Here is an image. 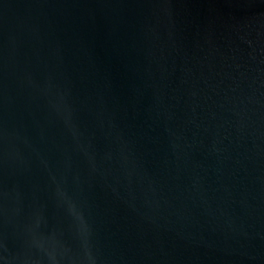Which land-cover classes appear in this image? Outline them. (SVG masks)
Masks as SVG:
<instances>
[{"label": "water", "instance_id": "1", "mask_svg": "<svg viewBox=\"0 0 264 264\" xmlns=\"http://www.w3.org/2000/svg\"><path fill=\"white\" fill-rule=\"evenodd\" d=\"M0 264H264V0H0Z\"/></svg>", "mask_w": 264, "mask_h": 264}]
</instances>
